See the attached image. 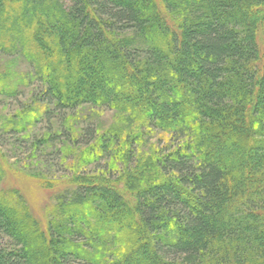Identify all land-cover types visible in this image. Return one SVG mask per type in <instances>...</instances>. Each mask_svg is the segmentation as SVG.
Segmentation results:
<instances>
[{
  "label": "trees",
  "instance_id": "16d2710c",
  "mask_svg": "<svg viewBox=\"0 0 264 264\" xmlns=\"http://www.w3.org/2000/svg\"><path fill=\"white\" fill-rule=\"evenodd\" d=\"M0 53L30 60L57 108L175 145L77 177L44 228L0 196V264H264V0H0Z\"/></svg>",
  "mask_w": 264,
  "mask_h": 264
},
{
  "label": "rangeland",
  "instance_id": "374dc122",
  "mask_svg": "<svg viewBox=\"0 0 264 264\" xmlns=\"http://www.w3.org/2000/svg\"><path fill=\"white\" fill-rule=\"evenodd\" d=\"M46 89L30 60L0 53V196L26 209L43 228L59 219L57 208L75 192L77 177L101 174L110 180L112 173L117 180L126 170L120 158L126 148L136 149L127 165L133 172L161 147L175 148L169 133L144 124L130 126L105 107L61 110L50 102ZM110 137L120 141V147L112 148L118 161L93 163V152Z\"/></svg>",
  "mask_w": 264,
  "mask_h": 264
}]
</instances>
